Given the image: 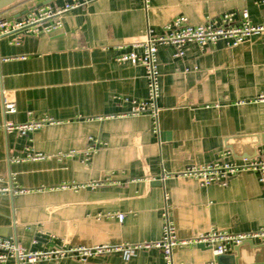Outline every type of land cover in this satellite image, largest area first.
<instances>
[{
	"label": "crops",
	"instance_id": "1",
	"mask_svg": "<svg viewBox=\"0 0 264 264\" xmlns=\"http://www.w3.org/2000/svg\"><path fill=\"white\" fill-rule=\"evenodd\" d=\"M64 3L17 0L0 16ZM243 11L252 24H264V0H88L63 14L61 27L49 33H20L19 42L1 37L0 188L12 185L18 192L0 195V236H14L28 251L157 241L166 207L180 239L211 228H264L259 172H241L224 187L178 176L224 151L236 160L264 156V36L236 46L187 42L182 56L171 44L159 45L156 118L132 113L131 101L147 98L145 68L117 63L124 52L141 54L134 44L148 33L162 34L176 17L199 25L231 14L237 22ZM3 97L14 103V113L4 112ZM42 117L54 123L27 136L3 126ZM89 146L96 151L86 158ZM37 151L46 157L14 161ZM251 244L237 252L233 247L218 264H264V241ZM172 256L173 264H209L213 257L199 244L176 246ZM36 264L164 260L159 249L149 248Z\"/></svg>",
	"mask_w": 264,
	"mask_h": 264
},
{
	"label": "built area",
	"instance_id": "2",
	"mask_svg": "<svg viewBox=\"0 0 264 264\" xmlns=\"http://www.w3.org/2000/svg\"><path fill=\"white\" fill-rule=\"evenodd\" d=\"M62 6L41 5L31 9V11L16 16L14 18H6L0 16V38L4 36H14V41L19 42L20 33L39 34L41 32L49 33L61 27L60 17L67 11L87 3L88 0H63ZM149 0H145L147 3ZM241 19L234 22L231 14H224L220 22L206 21L203 24L192 25L186 17H176L164 25L162 34H149L147 38L135 43L134 46L142 48V53L134 51L124 52L117 58L119 64H135L145 68V76L148 85L147 98L144 100H132V113L142 114L149 113L156 118L158 108L156 97L159 93V68L157 64V47L159 45H173L176 48V56L184 54L183 46L187 42H196L198 45L208 43H216L225 40L227 44L236 46L237 44L254 37V35L264 36V24H252L249 21L248 14L243 11ZM4 112L14 113L16 106L6 97L2 99ZM54 123L49 117L40 119H30L26 122L14 124L5 123L4 129L7 132H16L21 136H27L35 130ZM94 146H89L84 151L86 158L95 152ZM71 152V151H70ZM70 154V153H69ZM46 156L41 152L26 153L23 157H15L14 161L21 160H41ZM244 171L259 172V181H264V156L257 157H241L233 159L229 152L224 151L223 154L206 164H189L178 173V176L185 178H193L199 186L207 187V185L215 184L221 187L227 185L229 179ZM99 183H91V186H97ZM17 187L0 188L2 193H15ZM165 225L163 227L162 236L157 241H142L140 243L131 244L123 242L119 245L98 244L94 246H57L48 250L28 251L21 242L14 236H0V264H4L8 260H14L18 264H36L38 262H52L63 257L75 258L80 262H87L89 257L96 254L106 252H118L122 256H129L140 249L155 248L161 251L164 264H173L172 252L176 246H191L203 244L210 249L213 255L209 264H218L217 257L225 255L227 251L234 246L241 244L244 240L264 241V228H259L253 232L232 233L211 228L207 233L200 234L191 239H180L176 235L175 225L169 220L167 207L164 212ZM117 218L122 221L123 214H118Z\"/></svg>",
	"mask_w": 264,
	"mask_h": 264
},
{
	"label": "water",
	"instance_id": "3",
	"mask_svg": "<svg viewBox=\"0 0 264 264\" xmlns=\"http://www.w3.org/2000/svg\"><path fill=\"white\" fill-rule=\"evenodd\" d=\"M15 1H17V0H0V10L4 9V8H6V7H8V6L12 5V4H14ZM47 3H45V4H47ZM33 8H35V7H31V9H33ZM31 9L29 11H31ZM29 11L26 10L24 12H21V13L17 14V16L22 15V14H25V13H27ZM199 245H203V244L200 243ZM245 245L252 246L251 240H244L241 244L234 246V250L237 252L240 249H242L243 246H245ZM203 246H205V245H203ZM226 258H228V257L225 256V255H222V256L217 257V260H218L219 263H223V262H225V259Z\"/></svg>",
	"mask_w": 264,
	"mask_h": 264
}]
</instances>
